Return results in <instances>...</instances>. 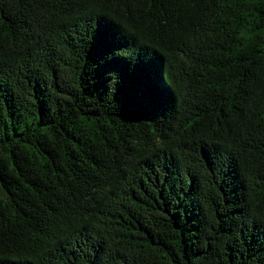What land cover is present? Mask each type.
Listing matches in <instances>:
<instances>
[{"label":"trees","instance_id":"trees-1","mask_svg":"<svg viewBox=\"0 0 264 264\" xmlns=\"http://www.w3.org/2000/svg\"><path fill=\"white\" fill-rule=\"evenodd\" d=\"M0 264H264V0H0Z\"/></svg>","mask_w":264,"mask_h":264}]
</instances>
